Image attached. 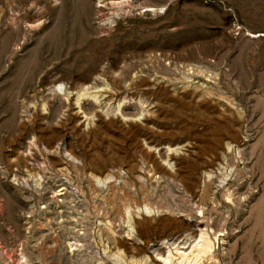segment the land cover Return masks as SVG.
Listing matches in <instances>:
<instances>
[{"label":"rangeland","instance_id":"rangeland-1","mask_svg":"<svg viewBox=\"0 0 264 264\" xmlns=\"http://www.w3.org/2000/svg\"><path fill=\"white\" fill-rule=\"evenodd\" d=\"M0 264H264V0H0Z\"/></svg>","mask_w":264,"mask_h":264},{"label":"built area","instance_id":"built-area-1","mask_svg":"<svg viewBox=\"0 0 264 264\" xmlns=\"http://www.w3.org/2000/svg\"><path fill=\"white\" fill-rule=\"evenodd\" d=\"M241 30H242L241 27L236 26L234 32L236 33V35H239L241 33Z\"/></svg>","mask_w":264,"mask_h":264},{"label":"bare ground","instance_id":"bare-ground-1","mask_svg":"<svg viewBox=\"0 0 264 264\" xmlns=\"http://www.w3.org/2000/svg\"><path fill=\"white\" fill-rule=\"evenodd\" d=\"M252 36H255V35H252ZM256 36H257V34H256ZM203 251L206 252L207 251V248H204Z\"/></svg>","mask_w":264,"mask_h":264}]
</instances>
